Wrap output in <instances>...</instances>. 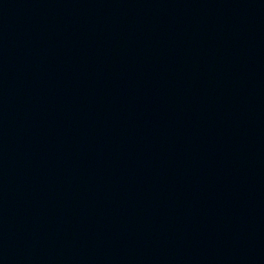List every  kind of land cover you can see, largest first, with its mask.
<instances>
[{
    "label": "water",
    "instance_id": "water-1",
    "mask_svg": "<svg viewBox=\"0 0 264 264\" xmlns=\"http://www.w3.org/2000/svg\"><path fill=\"white\" fill-rule=\"evenodd\" d=\"M0 264H264V0H0Z\"/></svg>",
    "mask_w": 264,
    "mask_h": 264
}]
</instances>
